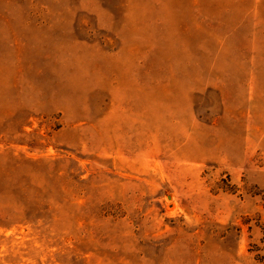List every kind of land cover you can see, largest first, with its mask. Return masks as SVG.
Returning <instances> with one entry per match:
<instances>
[{
	"label": "rangeland",
	"instance_id": "obj_1",
	"mask_svg": "<svg viewBox=\"0 0 264 264\" xmlns=\"http://www.w3.org/2000/svg\"><path fill=\"white\" fill-rule=\"evenodd\" d=\"M0 264H264V0H0Z\"/></svg>",
	"mask_w": 264,
	"mask_h": 264
}]
</instances>
